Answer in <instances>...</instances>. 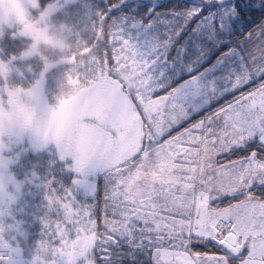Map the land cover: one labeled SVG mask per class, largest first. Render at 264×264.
<instances>
[{"label": "snow or ice", "instance_id": "6c2138e0", "mask_svg": "<svg viewBox=\"0 0 264 264\" xmlns=\"http://www.w3.org/2000/svg\"><path fill=\"white\" fill-rule=\"evenodd\" d=\"M0 264H264V0H0Z\"/></svg>", "mask_w": 264, "mask_h": 264}]
</instances>
